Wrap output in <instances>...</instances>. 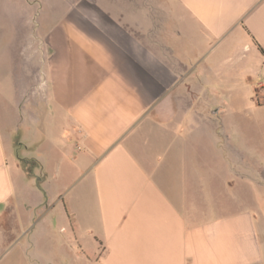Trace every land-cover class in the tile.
<instances>
[{
    "label": "crops",
    "instance_id": "0c3cea01",
    "mask_svg": "<svg viewBox=\"0 0 264 264\" xmlns=\"http://www.w3.org/2000/svg\"><path fill=\"white\" fill-rule=\"evenodd\" d=\"M78 2L44 90L0 40V264H264L262 178L207 101L223 65L264 73V0Z\"/></svg>",
    "mask_w": 264,
    "mask_h": 264
},
{
    "label": "rangeland",
    "instance_id": "374dc122",
    "mask_svg": "<svg viewBox=\"0 0 264 264\" xmlns=\"http://www.w3.org/2000/svg\"><path fill=\"white\" fill-rule=\"evenodd\" d=\"M0 6L1 11L4 9L5 12H15L21 15L20 33L14 35L10 34L9 21L12 20L7 18L0 19V40H3L4 43H14L15 46L19 44L22 63L27 62L29 58L33 59L35 57L37 64V89L44 90L45 83L42 71L45 60L50 59V52L45 49L46 40L50 39V31L63 21H80L75 18L70 20L62 19V16L67 11L77 9L93 11V4L79 3L78 0H69L67 2L62 0H36L33 2L20 0V2L6 1ZM210 68L213 71L218 67L212 65ZM5 70H7V67H5ZM214 74H216L215 71ZM262 74L257 76L246 75L244 78L237 77L234 72H231L227 66L223 65L221 77H216L212 79L211 83H208L212 97L207 101L214 104L223 103L225 111L219 116L220 122L216 121L217 119L214 116L213 121H208V123L223 125V129L221 128L223 143H229L228 147H239L243 160L246 162L244 166L248 165L252 170L258 172V176L262 178V190L264 191V73ZM221 92L226 93L228 96L222 97ZM53 158L55 157L53 156ZM60 165V163L52 164V178L50 180L53 189L58 187L57 176ZM240 166L242 165L240 164ZM25 167L26 170L31 169L27 164H25ZM245 170L249 171L248 168H245ZM68 171H70V174L73 173L70 168H68ZM73 177L71 176L67 182L70 186L74 184L78 176ZM258 197L262 201L263 223L259 230L262 243H264V194ZM90 256V260H96L97 253H93Z\"/></svg>",
    "mask_w": 264,
    "mask_h": 264
},
{
    "label": "trees",
    "instance_id": "16d2710c",
    "mask_svg": "<svg viewBox=\"0 0 264 264\" xmlns=\"http://www.w3.org/2000/svg\"><path fill=\"white\" fill-rule=\"evenodd\" d=\"M260 51L262 52V53H264V51L262 50V49H260ZM70 217V221H71V223H72V217L71 216H69Z\"/></svg>",
    "mask_w": 264,
    "mask_h": 264
}]
</instances>
